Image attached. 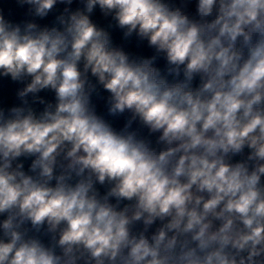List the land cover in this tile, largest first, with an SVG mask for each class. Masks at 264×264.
I'll use <instances>...</instances> for the list:
<instances>
[{
	"label": "clouds",
	"instance_id": "9594fccd",
	"mask_svg": "<svg viewBox=\"0 0 264 264\" xmlns=\"http://www.w3.org/2000/svg\"><path fill=\"white\" fill-rule=\"evenodd\" d=\"M0 264H264V0H0Z\"/></svg>",
	"mask_w": 264,
	"mask_h": 264
}]
</instances>
